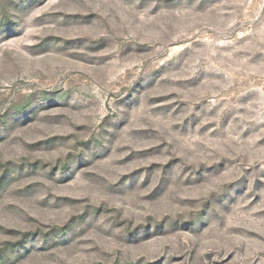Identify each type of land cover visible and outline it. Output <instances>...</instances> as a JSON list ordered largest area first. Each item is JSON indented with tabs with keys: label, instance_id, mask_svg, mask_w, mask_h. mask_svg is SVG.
I'll list each match as a JSON object with an SVG mask.
<instances>
[{
	"label": "rangeland",
	"instance_id": "obj_1",
	"mask_svg": "<svg viewBox=\"0 0 264 264\" xmlns=\"http://www.w3.org/2000/svg\"><path fill=\"white\" fill-rule=\"evenodd\" d=\"M0 264H264V0H0Z\"/></svg>",
	"mask_w": 264,
	"mask_h": 264
}]
</instances>
